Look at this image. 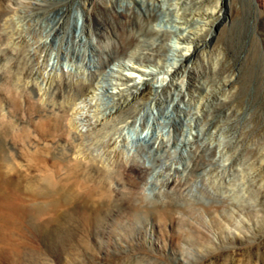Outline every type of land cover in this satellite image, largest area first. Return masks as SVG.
Masks as SVG:
<instances>
[{
  "label": "rangeland",
  "instance_id": "374dc122",
  "mask_svg": "<svg viewBox=\"0 0 264 264\" xmlns=\"http://www.w3.org/2000/svg\"><path fill=\"white\" fill-rule=\"evenodd\" d=\"M140 1L146 15L179 21L182 9L175 12L179 0ZM194 1L188 2L186 10L215 8L219 17L198 31L203 45L193 51L186 73L176 76V82L184 80V90L191 92V97L183 100L177 95L175 102L182 111H177L162 92L161 105L152 107L150 98L141 106L139 113L146 121L144 135L153 131L158 137L154 148L120 141L117 130L109 129L110 136L104 142L117 138L118 148L124 151L120 162L127 167L114 166L113 149L107 142L92 145L90 151L97 164L118 170L111 181L105 180L97 166L51 162L53 173L47 176V189L59 202L23 199L16 201V208L1 207L0 264H264V0ZM80 2L69 0L60 5L66 11L68 28L65 37L55 43L48 34L60 7L29 17L38 20V26L26 33L31 45L25 64L42 82L59 51L62 62L57 69L66 74L71 69L78 75L75 66L84 55L86 61L90 58L99 67L107 63L106 53L114 51L112 42L121 38V28H128L125 10L129 19L141 23V32L147 35L151 28L179 27L177 22L165 26L147 23L136 0H86L90 6L87 15L96 31L111 29V22L117 23L113 39L92 36L93 45L103 55L91 58L90 41L83 30L86 14ZM106 5L111 7L108 12L102 9ZM5 12L6 3L0 0V20ZM193 18L188 16L182 26L198 30ZM77 35L83 41L77 43ZM160 40L164 46L161 62L167 66L171 58L178 59L171 51L177 41L172 31ZM122 59L131 60L126 56ZM110 68L121 70L112 64ZM5 80L6 76L0 77L3 108L8 107L7 101L18 116H35L34 107L25 109L19 96L2 90ZM201 88L208 92L202 93ZM168 114L184 123L172 126ZM84 116L83 131L89 124ZM133 119L123 133L136 138L142 127L139 117ZM191 128L193 133L198 131L199 139H192L191 150H185L183 139ZM55 132V126L44 128L48 139ZM9 137L19 144L14 150L25 162L20 145L27 139L26 131H15ZM9 137L0 129V151L5 156L11 154ZM85 141L91 144L92 135ZM132 153L139 168L129 170L134 162ZM33 175L20 169L19 176L24 179Z\"/></svg>",
  "mask_w": 264,
  "mask_h": 264
},
{
  "label": "bare ground",
  "instance_id": "6f19581e",
  "mask_svg": "<svg viewBox=\"0 0 264 264\" xmlns=\"http://www.w3.org/2000/svg\"><path fill=\"white\" fill-rule=\"evenodd\" d=\"M68 1L69 0H4L6 3V12L0 20V22H2L0 25V77H3V75L6 76V80L2 85V90H5L9 95L19 96L22 100L23 107H25V109L34 107L37 114L32 117H25L23 114L18 116L17 110L10 106L7 101L8 107L3 108V99L0 98V129L4 131L7 137L18 130H25L27 133V139L20 145L25 155V159H23L25 162L18 159L19 154L14 149L15 146L17 145L18 147L19 144L14 141L13 137L8 138L11 141L9 145L12 144V147L10 146L9 148L11 154L5 156L3 152L0 151V209L4 205H10L9 208H11L12 205L14 207L17 200L23 199L40 202L48 200L52 204L57 205L59 200L53 195V192L51 194V192L48 191L46 183L47 176L53 173L50 167L51 162L60 164L72 162L80 165L83 164L87 167L97 166L98 170L106 178L105 180L111 181L112 174L118 173V170L113 172L109 170L110 168L108 169L106 166H103L104 164H97L96 158L90 151L92 145L107 142V146L113 149L111 154L113 153L115 157V165H112L119 168L123 166L127 167V163L123 165L120 162L124 155V151L120 149L121 147L118 148L117 138L110 137L104 142V139H106L108 135L110 136L109 129L117 130L120 141L122 140L127 143L128 140H131L135 143L148 144L154 148L158 137L153 131L144 135L146 121L142 119L143 115L140 114L141 112L139 113L142 108L141 106L150 98L152 107L161 105L163 103V99L160 95L162 92L164 93L165 99L170 98V103H175L172 105L176 107L177 111H182V108L178 105L179 103L177 104L175 102L177 95H180L183 100L190 98L191 92L184 90V80H181L179 83L176 82V76L179 73L180 75L186 73L193 51H195L197 47L203 45L200 44L201 39L198 31L206 29L209 25H213L215 19L219 17L215 8L192 6L193 8L186 10L190 2L196 3V1L179 0L178 4L176 3L178 6L175 7V12L177 13L182 9L179 21L172 18H159L158 16H152L150 13L146 15V13L143 12V2L136 0L138 4H140V10L143 12L144 20L147 23L156 22L158 26H165L167 23L177 22L179 27L176 28V30L151 28L150 34L147 35L141 32V23L136 19H129L128 12L125 10L123 12L126 16L125 20H129V24L127 25L128 28H121V38L112 42V48H114L112 52L115 54L111 55L112 52L106 53L108 61L107 63L105 62L103 66L101 65L103 69L107 68L108 70L102 71V67L92 63L90 58L86 61L84 55L80 60L78 59L81 64H76L75 66L78 75L71 69L67 74L61 69L59 72L57 68L59 67L58 65L61 66L62 62L59 51L56 56V62L52 64L50 69L46 68L47 74L44 75L45 78L42 82L39 80L38 76H36V73L27 69L26 65L28 64H25V57L29 55L28 49L31 45L26 38L28 36L26 33L30 30H35L38 26V20L32 21L33 19L29 17L32 16L34 12L37 15L40 12L47 13L48 11L49 13L52 7L63 6ZM80 6L86 14L83 30L88 41H90L88 47L90 49L91 58L95 56L96 58L97 56L102 58L103 54L93 45L94 38L92 36L96 35L97 40H99L101 36L113 39V34H117L114 29L117 23L113 24L111 22V29H108L109 27L107 26L108 28H102L96 31L95 27L92 26V18L87 15L90 6H87L86 0L81 1ZM128 7L130 8L129 4ZM102 9L108 12L111 7L110 5H106ZM57 14L58 15L51 20L52 26L50 33H54L48 34L49 38L52 35L50 38L51 43H55L56 40H62L68 28V17L65 9L60 7ZM188 16L190 18L195 17L193 19L195 23H197L196 26L200 27L197 28L198 30L195 31V27L194 31H189V29L182 26L183 24L186 25L184 22ZM119 25L123 26V22L120 21ZM169 31L173 32L177 41L176 47L172 48L171 51L176 53L178 59L171 58L172 62L165 66L162 65L161 62V51L164 49V46L161 44L160 37ZM124 36H126L127 41H123ZM40 37H38V39ZM144 37H146V39H144ZM76 38V42L83 41L82 36L77 35ZM44 42V44H48L46 43L48 41ZM45 56L46 55H44V57ZM124 56L131 60L129 62L124 61L122 59ZM100 58L97 60H100ZM110 64L119 67L121 70L126 69L128 73H123L118 69H111ZM149 65H153L154 68H151ZM138 76H140L142 80H139ZM154 78H158L159 80L154 81ZM155 82H157L158 85ZM169 85L172 88H170ZM171 90H174L176 93ZM201 90L202 93L208 92L205 88H201ZM101 96L105 98H103V101ZM82 103L84 104L81 105ZM84 114L86 115L84 118H87L86 121H89L85 131L80 127L81 124L83 125L82 117ZM138 117L140 120L139 124L142 127L140 133L136 138L127 137L123 133V129L131 124L132 121H130V119L134 118L138 120ZM168 119L169 123H172V126L184 123L182 119L177 120L173 114H168ZM187 125L191 127L190 122L187 123ZM48 126L56 127L55 135L50 139H48L46 137L47 134L44 133V128ZM192 131L191 128L183 139L185 150H191L192 139L194 141L199 139L198 131L195 133ZM90 135L93 137V142L87 144L85 139ZM132 157L134 162L130 164L129 170L138 169L139 165L137 166L138 163L135 164V156L133 153ZM19 168L28 173L29 171L33 172L34 175L24 179L19 176ZM14 175H17V177L14 178ZM175 182H171V185L175 186ZM3 210L5 212V208ZM20 211L21 210H19V212ZM6 216L8 215L6 214Z\"/></svg>",
  "mask_w": 264,
  "mask_h": 264
}]
</instances>
